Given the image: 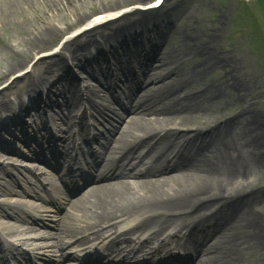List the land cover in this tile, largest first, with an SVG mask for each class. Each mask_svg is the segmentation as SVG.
<instances>
[{
    "label": "bare ground",
    "instance_id": "obj_1",
    "mask_svg": "<svg viewBox=\"0 0 264 264\" xmlns=\"http://www.w3.org/2000/svg\"><path fill=\"white\" fill-rule=\"evenodd\" d=\"M70 1L63 9L72 14L70 25L91 15L86 0ZM157 1L132 3L134 9L122 15V9L131 5L103 11L99 14H116L117 18L96 22L93 27L91 16L83 26L73 29L75 37L43 57L48 50L36 51L63 32L56 24L58 20L54 21L59 15L50 22L48 16L30 21L29 28L36 30L35 35L28 33L18 47L11 46L9 51L16 53L17 67H7L0 76L1 80L33 68L18 86L17 98L0 92V116L2 109L11 105L6 107L10 108L9 116L0 117V161L18 162L17 145L28 142L25 135H32L44 123L48 126V120L64 122L71 117L72 123L73 116H68L64 108H74L76 116L78 104L88 102L82 105L81 115L91 109L103 121H108L106 115L113 111L118 119L113 132L118 136L110 135L104 143L95 139L93 144L98 145L96 153L99 147L103 150L102 170L120 159L129 164L102 173L100 179L111 180L91 186L70 201L53 245L60 248L65 236L92 231L108 234L118 255L124 253L126 259L141 256L134 264H177L186 260L191 264H264V214L260 213L264 208V183L257 186L258 181H264V114L254 104L256 95L249 84L236 75L237 60L220 48L217 36L222 17L210 20L196 7L198 0H161L159 7L154 5ZM166 6L167 12L160 13ZM200 18L202 23H196ZM170 40L172 45L168 44ZM237 57L240 60L242 52ZM76 69H84L82 77ZM219 72L222 75L216 77ZM50 75H55L52 81L47 78ZM115 87L126 101L113 94ZM230 87L235 91L229 96L221 92V88ZM21 88L26 91L19 93ZM233 96L239 99L238 110L209 122L208 116L229 106ZM40 120L43 122L32 127ZM83 125L73 123L67 129L78 127L77 132L84 135L87 128ZM204 131L207 136L202 135ZM50 137L48 147L37 149L35 161L24 162L42 169L37 159L44 160L47 155L52 165L58 164L64 152L55 143L59 138H53V133ZM62 139L67 145L71 138L63 135ZM86 144L90 151L92 143ZM138 151L144 152L140 158L134 156ZM94 159L100 163L97 157ZM146 159L151 165H144ZM23 171L43 175L42 170L18 165L0 168V194L7 196L0 199V222L7 229L23 212V201L16 205L8 202L22 195L17 180L25 181L20 176ZM31 208L27 213H33ZM130 217H136L134 225L119 231L120 219ZM209 220L219 222L206 235L208 238L201 243L191 238L186 247L199 250L196 258L161 256L160 252L167 254L169 242L192 237V229L200 230ZM150 228L153 230L145 240L134 237ZM27 229L41 231L34 226ZM159 236L164 237L159 240ZM118 244L125 246L120 250Z\"/></svg>",
    "mask_w": 264,
    "mask_h": 264
},
{
    "label": "rangeland",
    "instance_id": "obj_2",
    "mask_svg": "<svg viewBox=\"0 0 264 264\" xmlns=\"http://www.w3.org/2000/svg\"><path fill=\"white\" fill-rule=\"evenodd\" d=\"M149 1L150 0H86V9L92 10L91 15H89L87 18L103 11L116 9L117 7L120 8L131 5L132 3H146ZM70 2V0H0V76L6 73L8 68L17 67L16 64H14L17 58L15 55L16 53H13L11 50L9 51V49L13 45H17L18 47L19 40L27 36L28 33H31V36L35 35L36 30H31L29 26L31 23L30 21L36 16H48L50 17L48 22H50V20H53L56 15H59L54 19V21L58 20L56 24L63 30V32L57 36L58 38L55 41L48 43V45L43 46L41 49L38 47L39 49L36 52H41L44 50L49 51L54 49L55 46L59 48L68 38V36H72L71 32L75 27L85 24L84 22L87 18L73 25L69 24L70 20H73L72 14H69L67 10L63 11V9L68 8ZM169 2H166V4L169 5ZM116 3L118 5H114ZM197 5L196 7L201 8L200 12H202V14L208 17L210 20L218 16L222 17L223 20L219 30V35L217 36L218 40L220 41V48L221 50L225 51L226 54H230L234 60H237L239 69H234L236 75L244 82L245 85L249 84V90L252 91V94L256 95H254L256 97L254 104L256 105L257 109L264 114V0H198ZM130 7H132V5ZM162 9L163 10L160 13L163 14H165L168 10L167 6ZM58 11L59 13L57 14ZM195 20H197L196 23L198 24L200 21L202 23L201 18ZM67 24L69 25L67 26ZM24 29L29 30L26 32ZM168 44L172 45L171 40L168 41ZM21 47L24 46H20V48ZM30 47L32 48L33 46H28L26 48L30 49ZM239 52H242V58H240V60H238L237 57ZM10 70L15 71L16 69ZM75 72L78 76L82 77L81 75L83 74L84 69H76ZM221 72L216 73L215 76L219 77L222 75ZM10 75L11 74L1 79L0 84L3 85L7 81H10ZM54 76L55 75H50L47 78H50V81H52ZM23 80L24 79H20V81L15 82V84H13L11 87L12 92L16 91V96L18 95V86L23 85ZM64 82H66V80H64ZM94 84L98 86V84L95 82ZM98 87L101 89L100 86ZM105 88L107 90L109 89V86L106 85ZM115 88L113 90V94L116 97L123 98L126 101V96L116 93L118 88ZM230 88L231 90H224V88H221V92L225 93L226 96H229L230 91H235L233 87ZM23 90L26 91L24 88ZM4 91L5 89L3 92ZM29 95L31 96L32 93H29ZM237 105H239V99L237 96H233L232 102L229 106L225 105L226 108L218 111L214 115L208 116L207 120L212 122V120L215 118H219L224 115L229 116L231 115L230 113L238 110ZM10 106L11 105H8L6 107ZM111 106L115 107L114 104H111ZM6 107L2 109L4 111H2L3 117L5 115L9 116L8 112L10 108ZM108 114H110L108 116L110 122H108L106 125L111 127L115 124L114 122H117V120H114V115L111 111ZM42 121L43 120H40L32 127H35V125L41 123ZM32 127H29V129L31 128L30 130H32ZM14 133L18 134V132L15 130ZM115 134L118 136L119 133L117 134L116 132ZM202 135L207 136V131H204ZM3 161L4 160L0 161V168H11L13 166L11 165V163H14L13 161ZM173 161L175 160L173 159ZM1 182H3V180ZM263 183L264 181H258L257 186L259 187ZM4 197L7 198V196H2L0 194V199H5ZM22 201L23 199L20 196H14L13 199L8 202H10V205H16L22 203ZM262 209L263 210L260 211L261 215L264 214V208ZM8 229L12 233H15L21 228L18 225H14L12 222V225Z\"/></svg>",
    "mask_w": 264,
    "mask_h": 264
}]
</instances>
